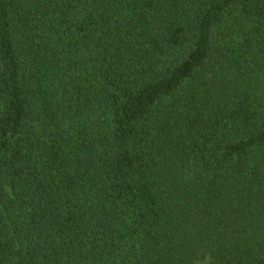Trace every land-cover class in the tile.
I'll return each mask as SVG.
<instances>
[{
	"label": "trees",
	"instance_id": "trees-1",
	"mask_svg": "<svg viewBox=\"0 0 264 264\" xmlns=\"http://www.w3.org/2000/svg\"><path fill=\"white\" fill-rule=\"evenodd\" d=\"M264 264V0H0V264Z\"/></svg>",
	"mask_w": 264,
	"mask_h": 264
},
{
	"label": "rangeland",
	"instance_id": "rangeland-1",
	"mask_svg": "<svg viewBox=\"0 0 264 264\" xmlns=\"http://www.w3.org/2000/svg\"><path fill=\"white\" fill-rule=\"evenodd\" d=\"M203 263H205V261H204V262H200V261H199L197 264H203Z\"/></svg>",
	"mask_w": 264,
	"mask_h": 264
}]
</instances>
